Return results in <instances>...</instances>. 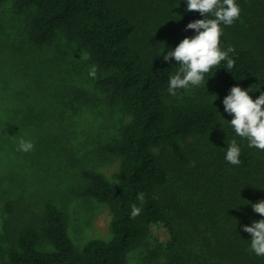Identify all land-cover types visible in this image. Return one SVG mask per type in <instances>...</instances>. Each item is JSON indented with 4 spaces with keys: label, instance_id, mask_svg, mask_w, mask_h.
Here are the masks:
<instances>
[{
    "label": "trees",
    "instance_id": "1",
    "mask_svg": "<svg viewBox=\"0 0 264 264\" xmlns=\"http://www.w3.org/2000/svg\"><path fill=\"white\" fill-rule=\"evenodd\" d=\"M10 1L16 14L25 15L29 45H49L60 32L74 39L100 71L98 83L122 98L129 120L108 146L119 160L113 178L82 169L81 191L108 206L111 238L77 248L64 212L44 202L35 218L15 227L6 264H128V253L152 226H164L170 235L150 251L162 264H264L243 231L264 218L250 206L264 200V150L235 134L222 103L233 86L249 89L254 100L264 91V0H235L239 18L222 24L220 37L222 50L234 48V66L222 61L205 74V84L178 98L168 92L178 64L163 60L169 46H162L158 30L168 20L181 40L196 34L185 31L187 24L205 17L187 12L186 0ZM13 133L9 122L0 121L1 148ZM232 139L241 150L239 165L225 159ZM6 203L12 210L13 202ZM132 204L141 209L134 219ZM41 240L54 249H38Z\"/></svg>",
    "mask_w": 264,
    "mask_h": 264
},
{
    "label": "rangeland",
    "instance_id": "2",
    "mask_svg": "<svg viewBox=\"0 0 264 264\" xmlns=\"http://www.w3.org/2000/svg\"><path fill=\"white\" fill-rule=\"evenodd\" d=\"M25 19L14 12L10 0L0 3V121L9 122L14 131L0 147V264L7 262L15 227L35 218L44 202L64 212L77 248L91 239L111 238L108 206L81 191L82 169L113 178L119 160L108 146L120 139L129 120L122 98L98 83L100 71L96 78L89 76L93 62L81 58L86 52L74 39L60 32L49 45L31 46L24 34ZM161 25L162 46L175 48L181 34L168 20ZM193 90L197 87L175 97ZM21 138L30 140L33 150L19 151ZM6 201L13 202L12 210ZM169 240L164 226H152L128 253V264H162L150 258V251ZM37 248L54 249L46 240Z\"/></svg>",
    "mask_w": 264,
    "mask_h": 264
},
{
    "label": "clouds",
    "instance_id": "3",
    "mask_svg": "<svg viewBox=\"0 0 264 264\" xmlns=\"http://www.w3.org/2000/svg\"><path fill=\"white\" fill-rule=\"evenodd\" d=\"M186 3L187 12L196 11L205 18L188 23L185 31L192 29L196 34L183 38L174 49L169 48L163 55L165 62L174 59L178 64L168 81V92L172 96L177 94V90L205 84V74L214 67L219 68L222 61H226L228 69L235 64L229 56L234 48L229 46L227 50H222L220 47L223 34L221 25H232L240 15V7L235 0H186ZM81 58L86 60L89 55L82 53ZM96 73L97 66L93 64L88 74L96 78ZM249 92V89L240 86L231 87L230 93L222 101L224 111L232 117L228 123L237 136L246 139L250 148L264 150V91L255 100ZM33 148L34 144L30 140H19V151L29 152ZM240 151L237 141L232 139L227 146L226 161L239 165ZM137 199L143 203L144 193L138 194ZM250 206L253 212L264 217V200L250 202ZM140 213L141 209L132 204L130 217L134 219ZM243 231L251 235L250 251L257 256H264V218L244 225Z\"/></svg>",
    "mask_w": 264,
    "mask_h": 264
}]
</instances>
